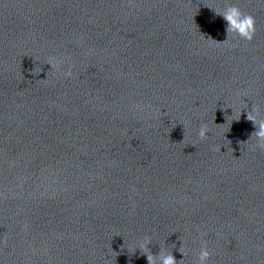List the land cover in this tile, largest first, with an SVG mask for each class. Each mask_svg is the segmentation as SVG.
<instances>
[{"label": "water", "instance_id": "obj_1", "mask_svg": "<svg viewBox=\"0 0 264 264\" xmlns=\"http://www.w3.org/2000/svg\"><path fill=\"white\" fill-rule=\"evenodd\" d=\"M253 106L264 0H0V262L264 264Z\"/></svg>", "mask_w": 264, "mask_h": 264}, {"label": "clouds", "instance_id": "obj_2", "mask_svg": "<svg viewBox=\"0 0 264 264\" xmlns=\"http://www.w3.org/2000/svg\"><path fill=\"white\" fill-rule=\"evenodd\" d=\"M214 12L216 16H220L226 23L227 39L223 43L227 42L230 37L234 38L236 36L246 41L253 40L256 31L253 16L243 14L235 5L227 6L222 11L214 10ZM52 61L54 63L50 62L49 65H51V67L55 66L59 71L63 61L55 57L52 58ZM64 75L67 78H70L73 75L71 66H69L68 71L64 72ZM241 112L238 113V119H236L237 121L240 119ZM245 112L247 113V119L253 122L255 128V131L251 134L250 138H257L260 141L259 145L264 147V119L258 118L259 110L255 106H253L251 110H246ZM208 132L209 129L207 126H201L198 133L199 137L201 139H207ZM27 227L28 226L25 224L24 229L27 230ZM150 244L151 241L146 237L139 245V250L146 255L148 264H181L183 261V259L177 261L173 253L165 252L163 249H161L159 255H153L149 249ZM179 249H183L182 245ZM179 252L183 254V251L179 250ZM210 255L211 254L206 244L202 245L198 254V264H208ZM0 264H2V262H0Z\"/></svg>", "mask_w": 264, "mask_h": 264}]
</instances>
